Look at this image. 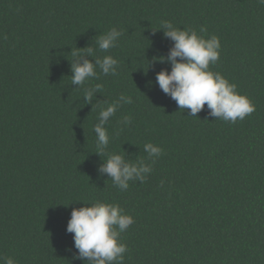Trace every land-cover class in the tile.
Wrapping results in <instances>:
<instances>
[{
	"label": "trees",
	"instance_id": "trees-1",
	"mask_svg": "<svg viewBox=\"0 0 264 264\" xmlns=\"http://www.w3.org/2000/svg\"><path fill=\"white\" fill-rule=\"evenodd\" d=\"M220 38L210 65L255 105L235 123L179 109L156 83L173 41L162 22ZM115 27L116 47L95 38ZM206 32L201 33L200 28ZM111 55L116 75L71 83L72 50ZM101 85L92 103L86 90ZM106 154L143 159L147 179L121 191L96 154L93 130L105 102ZM131 123L124 126V117ZM207 119V120H205ZM164 151L149 158L144 144ZM120 205L134 223L120 234L123 264H264V4L258 0H0V255L16 264H83L73 208ZM71 249V251H68Z\"/></svg>",
	"mask_w": 264,
	"mask_h": 264
},
{
	"label": "clouds",
	"instance_id": "clouds-1",
	"mask_svg": "<svg viewBox=\"0 0 264 264\" xmlns=\"http://www.w3.org/2000/svg\"><path fill=\"white\" fill-rule=\"evenodd\" d=\"M264 4V0H258ZM165 38H170L174 43L166 57H157L161 63H169L171 71L162 69L156 74V83L159 88L173 100L179 109H190L188 116L196 117L207 104L209 116L225 122L235 123L238 119L255 111V105L250 98L237 91L235 83H230L219 72H213L210 65H215L220 58V38L211 35L205 38L195 29H181L170 21L162 22L161 28ZM200 32H206L205 27ZM122 33L113 27L108 32L95 38L101 51H108L116 47ZM71 51V83L83 86L86 81L98 78L96 68L99 67L104 75H116L118 61L111 55L93 60L85 58L94 56L91 46L82 54ZM101 85L86 90L84 100L86 104L92 103L96 92ZM131 104V96L123 94L111 103L105 102L98 113L97 122L93 130L96 134V154L105 157L99 165L98 172L107 174L113 185L121 191L129 188V181H145L152 171L150 164L143 159L130 161L123 154H106L110 137L106 124L113 117L121 104ZM207 120V119H205ZM124 126L131 123L130 117L122 120ZM144 151L149 158H158L163 154V149L152 143L144 144ZM84 206L73 208L71 219L67 224V232L73 233L74 247L77 252L74 260L83 264H123L127 245L120 240V234L125 232L134 223L131 215L125 213L118 204L94 201L84 203ZM71 251V249H68ZM0 264H16L14 258L0 255Z\"/></svg>",
	"mask_w": 264,
	"mask_h": 264
}]
</instances>
